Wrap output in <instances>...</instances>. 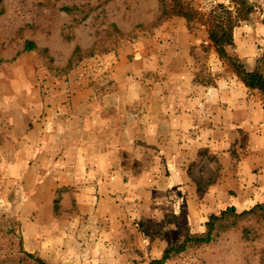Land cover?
I'll list each match as a JSON object with an SVG mask.
<instances>
[{
  "label": "rangeland",
  "instance_id": "rangeland-1",
  "mask_svg": "<svg viewBox=\"0 0 264 264\" xmlns=\"http://www.w3.org/2000/svg\"><path fill=\"white\" fill-rule=\"evenodd\" d=\"M182 1L195 12L189 22L165 17L161 0H0V264H22L20 242L47 264H151L187 232L202 231L210 214L230 205L249 209L255 202L232 187L233 178L259 173L258 168L239 172L237 161L248 155L244 130L240 155L235 146L228 154L232 163L204 147L196 157L195 147L186 149L174 163L167 162L169 154L155 152L152 158L145 155L156 162L146 186L134 179L142 164L123 150L117 160L107 157L119 170L99 171L97 143L106 133L98 116L113 113L101 103L107 92L108 99L114 91L120 100L130 96L121 89L128 82L122 74L137 53L177 51L174 74L188 59L193 79L202 82L234 75L209 42L206 23L213 11L234 10V1ZM250 2L254 11L239 22L243 31L236 36L241 51L250 55L240 57L248 70L264 47V0ZM26 40L36 49L24 51ZM76 49L80 60L74 58ZM112 66L120 74L117 84L106 77ZM152 77L159 81V75ZM166 90L172 98L173 84ZM250 94L264 109L262 95ZM129 107L122 110L141 109ZM115 143L122 145L121 137ZM261 143L255 140L253 147L264 149ZM258 157L264 160V152ZM222 172L232 176L227 187L213 189ZM99 179L105 187L97 186ZM244 225L252 226L250 239L243 238ZM162 264H264V222L243 220Z\"/></svg>",
  "mask_w": 264,
  "mask_h": 264
},
{
  "label": "crops",
  "instance_id": "crops-1",
  "mask_svg": "<svg viewBox=\"0 0 264 264\" xmlns=\"http://www.w3.org/2000/svg\"><path fill=\"white\" fill-rule=\"evenodd\" d=\"M239 31H243L242 26L233 29L236 53L241 58H250V55L244 54L239 47L236 39ZM177 55V51L174 53L164 51L158 55L157 53L149 55L137 53L131 61L127 60L128 68L122 74V80L128 79V82L122 84L121 89L129 91L130 96L126 100H120L114 91L110 93L113 98L108 99L109 93L107 92L101 103L105 112L106 108H111L113 113L111 117L98 116L102 134L106 133V139L102 138L97 143L101 148L97 153L99 171H106L105 173L108 174V170L111 172L119 170V164L114 161L109 162L107 157L114 158L116 155L117 160V155L123 150L135 155L134 157L142 164L140 173L134 176V179L136 182L142 181L146 186L151 178V166L156 162L151 159L147 160L145 155H151L152 158L155 152L165 157L169 154L171 157L166 158L167 162L174 163L173 157H180L186 149L195 147L194 156L196 157L198 149L204 147L209 149V153L217 154L232 163L235 160L228 154L235 146L236 153L240 155L242 147L239 144V133L244 130L249 137L246 148L248 155L243 158L242 154L237 161L239 172L242 170L252 172L254 168H258L259 173L247 179L243 178V180L241 177L233 178L235 185L232 187L237 189L238 193H243V196L248 194L255 197V202L251 207L256 203L264 202V181H260L264 176V160L258 157L264 149L253 147L255 140L258 139L262 140L263 143L260 145L264 147V109L262 105L254 102L250 94L251 90L233 74L226 77L218 76L213 84L203 85L194 81L191 60L188 59L187 62L183 61L181 64L182 72L179 74L176 71L174 74L171 62L177 58ZM188 57L191 59L189 55ZM185 68L186 72H184ZM109 70L110 75L106 77L117 84V78L120 76L118 70L115 66ZM152 73L154 76L159 75V81H153ZM133 75L138 76L139 80L136 81ZM169 83L173 84L175 90L172 98L168 97L167 90L165 91ZM136 84H139V90H136ZM188 86L189 88H185ZM126 105L130 106L128 110L141 107L137 112H142L141 115L130 111L126 113L122 110ZM117 123L121 127H118V131H116ZM115 133L119 135L114 137ZM118 137H121L122 145L115 143ZM109 146L112 147L111 150ZM157 170L160 171L159 168ZM229 177L232 176L222 172L221 178L219 177L213 189L227 187ZM105 182L104 179H99L97 186L105 187ZM244 205L245 201H243ZM244 209L248 208L243 207Z\"/></svg>",
  "mask_w": 264,
  "mask_h": 264
},
{
  "label": "trees",
  "instance_id": "trees-1",
  "mask_svg": "<svg viewBox=\"0 0 264 264\" xmlns=\"http://www.w3.org/2000/svg\"><path fill=\"white\" fill-rule=\"evenodd\" d=\"M168 0H161L163 3L164 16L176 15L184 17L188 22L193 19L195 12L183 3L182 0H169L172 7L168 8ZM234 10H229L222 7L219 12L213 11L206 23L208 26V39L219 59L225 62L234 75L240 80L245 87L250 90H257L264 98V47L261 49L260 55L255 59V66L252 70L246 69L242 59L236 53L235 43L233 41V29L240 21L249 19L250 14L254 11V5L250 0H233ZM63 10L70 12L72 9L64 7ZM205 49L208 46L204 47ZM36 49V45L31 40H26L23 45L24 51H31ZM233 49V52L231 51ZM75 53L74 58L80 60L83 55L78 52ZM235 51V53H234ZM71 65V64H70ZM195 82L203 85H210V83L202 82L197 76L194 78ZM256 220L264 222V202L256 203L249 209L237 211L234 206H228L218 213L210 214L204 222V229L200 232H187L177 245L169 246L162 254L160 259L152 260L151 264H162L166 259L172 255L185 251L188 247H199L208 244L217 239L222 233L230 229L237 228L238 223L243 220ZM252 226H242L243 238L250 239ZM21 257L18 262H26L27 264H47L44 259L27 252L21 246H18Z\"/></svg>",
  "mask_w": 264,
  "mask_h": 264
}]
</instances>
